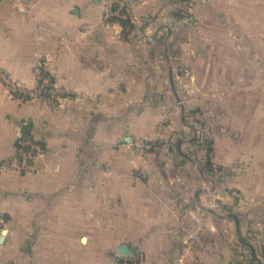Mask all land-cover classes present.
Segmentation results:
<instances>
[{"label": "crops", "instance_id": "obj_1", "mask_svg": "<svg viewBox=\"0 0 264 264\" xmlns=\"http://www.w3.org/2000/svg\"><path fill=\"white\" fill-rule=\"evenodd\" d=\"M38 56L59 104L0 80V264H264V0H0V70Z\"/></svg>", "mask_w": 264, "mask_h": 264}, {"label": "built area", "instance_id": "obj_2", "mask_svg": "<svg viewBox=\"0 0 264 264\" xmlns=\"http://www.w3.org/2000/svg\"><path fill=\"white\" fill-rule=\"evenodd\" d=\"M33 75V83L30 86L24 81L11 77L6 71L0 70V80L9 94L24 98L38 97L51 105L59 104L62 91L45 72V56L37 57L33 67ZM17 143L21 147L27 148L24 155L30 160L42 150L37 143L26 137L21 136ZM134 144L137 149L148 151L153 147L154 143L150 140L139 139ZM30 166V162L22 161L16 165V168L28 169ZM121 264H128L126 257L121 258Z\"/></svg>", "mask_w": 264, "mask_h": 264}, {"label": "rangeland", "instance_id": "obj_3", "mask_svg": "<svg viewBox=\"0 0 264 264\" xmlns=\"http://www.w3.org/2000/svg\"><path fill=\"white\" fill-rule=\"evenodd\" d=\"M183 8H186V7H183ZM181 11H182V15L186 16V13H187L186 9H182ZM180 68H182V66ZM182 71H183V73H186L185 69L182 70ZM243 226H244V229H245L246 232H245L244 236H242V238H241L242 242H245V243H242V246H243L244 249L248 248V250H249V246L252 243V237H251V234H250V230H251L250 229V223L249 222H244ZM243 239H244V241H243ZM239 257L240 256H238V260H239ZM242 259L245 260V258L241 256V260Z\"/></svg>", "mask_w": 264, "mask_h": 264}, {"label": "trees", "instance_id": "obj_4", "mask_svg": "<svg viewBox=\"0 0 264 264\" xmlns=\"http://www.w3.org/2000/svg\"><path fill=\"white\" fill-rule=\"evenodd\" d=\"M182 1H187V0H182ZM115 7H116V6L113 5V6H112V9H114ZM174 15L177 16V17H182V16H183V15H182V11H178V12L175 13ZM111 20H117V21L120 22L122 25H123V24H126V23L128 22V20H124V19H120V18H116V17H112ZM23 137L28 138L29 136H28V135H23ZM37 143H39V142H37ZM39 144L41 145V143H39ZM17 146H18V148H20V150H22L23 155H24V154H25V150H26L27 148H26V147H21L18 143H17ZM24 156H25V155H24ZM27 159H28V158H27ZM204 165H205V166H208V165H210V162H209V161H206ZM243 241H244V239H243ZM243 243H245V242H243ZM127 261H128V264H134V261H133L132 259L128 258V257H127ZM120 264H121V261H120Z\"/></svg>", "mask_w": 264, "mask_h": 264}, {"label": "water", "instance_id": "obj_5", "mask_svg": "<svg viewBox=\"0 0 264 264\" xmlns=\"http://www.w3.org/2000/svg\"><path fill=\"white\" fill-rule=\"evenodd\" d=\"M30 126H31V124L29 122L23 123V125L21 126L22 134H29ZM232 215H233L235 223L237 225V231H239V220H238V218H237V216L235 214H232ZM118 251H119L120 254H123V255H128V253H129L127 245H125V244L121 245V247H119Z\"/></svg>", "mask_w": 264, "mask_h": 264}]
</instances>
